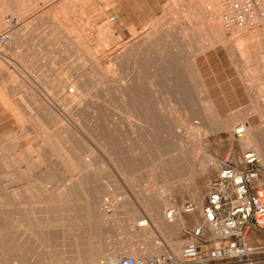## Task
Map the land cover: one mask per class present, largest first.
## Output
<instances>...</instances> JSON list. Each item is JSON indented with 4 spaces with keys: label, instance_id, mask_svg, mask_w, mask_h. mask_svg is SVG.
Here are the masks:
<instances>
[{
    "label": "rangeland",
    "instance_id": "1",
    "mask_svg": "<svg viewBox=\"0 0 264 264\" xmlns=\"http://www.w3.org/2000/svg\"><path fill=\"white\" fill-rule=\"evenodd\" d=\"M158 2L128 31L112 0H0L1 264L126 254L148 198L200 206L217 160L241 161L218 117L244 113L263 132L264 28L219 40L204 0ZM224 94L240 104L223 105Z\"/></svg>",
    "mask_w": 264,
    "mask_h": 264
},
{
    "label": "built area",
    "instance_id": "2",
    "mask_svg": "<svg viewBox=\"0 0 264 264\" xmlns=\"http://www.w3.org/2000/svg\"><path fill=\"white\" fill-rule=\"evenodd\" d=\"M218 1L224 6L221 22L225 31L264 27V0ZM242 131V127L235 129L236 134ZM217 161L199 207L183 199L163 212L168 222L187 219L181 226L178 252L155 234L154 244L160 252L144 258L122 254L117 264H264V243L251 236L252 232L264 234V187L258 184L261 158L246 149L239 163L229 153Z\"/></svg>",
    "mask_w": 264,
    "mask_h": 264
},
{
    "label": "bare ground",
    "instance_id": "3",
    "mask_svg": "<svg viewBox=\"0 0 264 264\" xmlns=\"http://www.w3.org/2000/svg\"><path fill=\"white\" fill-rule=\"evenodd\" d=\"M204 2H206V4H207L204 7V9H206L207 11H209V10L213 11L214 14L216 15V19H218V22L214 23L215 32H216V35H217L218 39L219 40H223V37H224L223 31L225 29L223 28V25H221L222 23H221V20H220V14L223 13L224 6L218 0H204ZM234 28H236V27H233L232 29H234ZM237 28H243V27H237ZM262 28H264V27H262ZM105 32H107L108 36H110V32H111L110 26H106ZM78 35L79 34L76 35V37H77L76 41L81 44V41L78 38ZM139 39H140V37H139ZM143 39H144V37H143ZM117 54H118V52H117ZM71 87L73 88V86H71ZM65 97H66V99L69 100L68 102L71 103V105L75 104V101H73V100H75V96H74V99L71 98L70 96L67 97L66 95H65ZM2 99H3V97H2ZM4 99H5L4 101L10 105V102L6 98H4ZM12 111L14 112V116L16 115L20 122H22L23 119H25V118H23L24 115L20 111H18L16 108H12ZM214 111L215 110L211 109L209 112L210 113H215ZM165 113H167V112H165ZM65 114H66V112H65ZM167 114H170V113H167ZM208 115H209V113H208ZM212 117H213V115H212ZM217 117L218 116H216V118ZM243 119H244V113H233V114L230 115V117H225V118H219L218 117L217 121H216L217 130L221 131V132L223 131V132L229 133L230 138L232 140L235 138L238 141V145L240 146V149H243V152L246 149H251V150L256 151L259 154L260 158H261V165L262 164L264 165V130L262 129L263 132H261L259 129H257L256 126H252L251 124H249L248 122L244 121ZM212 120H214V119H212ZM237 122H238V124H236ZM237 127H242V129H243V131L241 133H239V134L235 133V129ZM233 134L236 135V136L233 137ZM233 145H234V143L231 142V147H233ZM197 148L201 149V147L199 145H195V146H193L192 150H195ZM194 153H195V151H194ZM209 161H212V158L211 157H206L203 160V162L200 163L201 171H206L208 169ZM200 168H198V169H200ZM164 192H166L169 195V189L164 191ZM197 193L194 194L195 197L197 196ZM172 204H173V202H171V200L169 198H164L161 195H156V196L148 198L147 202H145L144 205H143V211H144V214L148 218L149 221L148 222H144V218L143 217H138L136 219V223L134 222L135 225H132L133 226V231L135 232V235L140 237V239H141L140 241L141 242L139 243V242H136L135 240H131L130 241L129 239H127V241L124 242L125 243L124 244V248H125L124 251H125V253L127 255L144 258L147 255L156 254V253L160 252L161 248L154 244L155 234H159L171 246V248L173 249L174 252H178V248H179L178 246L179 245H177V244H175V242L171 241V238L173 236H175V234H178L181 231V226L186 221H185V218H177L173 222H168V221H166L163 218L164 210L168 206H170ZM196 205L198 206L197 203H196ZM134 216H135V214H134ZM194 221H197V217L194 218ZM121 255H122V253H118V251L117 252H114V251L111 252L109 255H107L106 260H105V264H117L118 263V259H119V257ZM95 257H97V256L95 255ZM95 257L92 256L91 254H89L87 256L85 255L83 257V259L80 257L81 259L77 258V259L73 260L74 259V257H73V259H71L72 261H69L67 264H80V262H82L80 260H83L85 264H97L96 263L97 260L95 259ZM97 262H99V261H97ZM1 263L2 262H0V264ZM13 264H17V263H13Z\"/></svg>",
    "mask_w": 264,
    "mask_h": 264
},
{
    "label": "crops",
    "instance_id": "4",
    "mask_svg": "<svg viewBox=\"0 0 264 264\" xmlns=\"http://www.w3.org/2000/svg\"><path fill=\"white\" fill-rule=\"evenodd\" d=\"M112 2L113 20L117 21L119 26L127 28L128 31L131 27L136 28L144 24L142 21H145L148 18V11H154L156 6L159 5L158 0H150V7L147 6V3H149L148 0H112ZM226 81L232 85L233 76L229 74ZM231 90L234 91L235 89L231 86L230 91ZM222 104L226 106H235L240 104V102L237 94H235L234 97L232 95L228 96L227 94H224V102ZM195 217V215L192 216L193 219ZM186 220L187 219H185V221Z\"/></svg>",
    "mask_w": 264,
    "mask_h": 264
}]
</instances>
